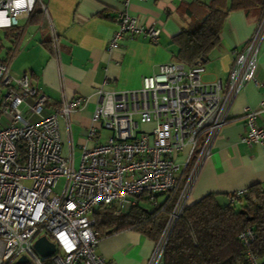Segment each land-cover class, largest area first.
I'll return each mask as SVG.
<instances>
[{
  "label": "built area",
  "instance_id": "1",
  "mask_svg": "<svg viewBox=\"0 0 264 264\" xmlns=\"http://www.w3.org/2000/svg\"><path fill=\"white\" fill-rule=\"evenodd\" d=\"M130 1L120 0L122 10L114 19L108 53L124 37L144 36L157 43L159 30L127 13ZM38 5L39 0H34L31 8L14 9L11 0H0V12L15 21L0 27V34L10 40L0 59V264H16L20 258L26 259L25 264H109L95 252L100 238L93 229L92 213L110 207L119 214L141 199L158 213L170 205L166 225L146 263L162 264L168 234L190 205L211 148L230 122L234 99L245 85L256 84L264 7L252 35L235 53L225 84L203 83L202 64L186 67L173 62L143 77L135 91L96 89L99 102L87 131V139L95 144L80 149L75 166L72 155L62 154L58 122L63 120L69 128L70 116L88 100L62 97L46 113V95L28 75L15 77L9 70L24 33L19 21H29ZM259 110H264V100ZM242 117L247 132L240 141L264 144V125L255 123L257 112L244 109ZM139 125L151 128L139 131ZM100 131L109 134L102 143L96 142ZM244 194H232L230 202ZM61 234L74 244L71 250L59 239ZM41 237L54 245V253L46 259L33 250ZM237 238L245 264H264L250 250L256 238L252 228Z\"/></svg>",
  "mask_w": 264,
  "mask_h": 264
},
{
  "label": "crops",
  "instance_id": "2",
  "mask_svg": "<svg viewBox=\"0 0 264 264\" xmlns=\"http://www.w3.org/2000/svg\"><path fill=\"white\" fill-rule=\"evenodd\" d=\"M212 1L196 4L192 0H131L127 13L158 29L157 43L151 44L144 36L124 37L110 53L106 47L116 29L115 16L122 10L120 0H39L38 15L34 17L33 13L29 21H19L24 33L12 59L17 60L14 73L19 74L13 76L30 77L33 86L48 99L46 113L57 107L62 97L88 100L83 109L70 116L69 128L63 120L58 122L62 154L72 155L75 166L80 149L95 144L87 139L99 102L95 90L135 91L141 79L155 74L160 65L176 63L172 39L181 29L200 21L204 6ZM259 16V8L228 13L219 44L203 64V83H226L235 53L252 35ZM255 79L256 84L245 85L234 99L230 122L211 148L191 192L190 205L208 194L228 196L253 185H264V144L246 145L240 141L247 132L244 109L256 111V125H264V110H259L264 100V42L259 49ZM106 138L99 133L96 142ZM153 246L154 242L144 235L122 231L100 238L95 252L109 264H146Z\"/></svg>",
  "mask_w": 264,
  "mask_h": 264
},
{
  "label": "trees",
  "instance_id": "3",
  "mask_svg": "<svg viewBox=\"0 0 264 264\" xmlns=\"http://www.w3.org/2000/svg\"><path fill=\"white\" fill-rule=\"evenodd\" d=\"M227 2L228 5L220 6ZM262 7L264 0H213L206 4L200 21L181 29L172 39L176 62L186 67L203 65L219 44L222 24L229 12L253 8L261 12ZM36 15L38 6L34 17ZM244 193L234 203L230 202L232 195L208 194L189 205L168 234L162 264H245L244 249L237 237L247 228H252L256 237L251 252L264 259V185H253ZM169 211L170 205L158 213L141 199L119 214L114 208L99 207L91 218L99 238L108 231L111 234L133 231L156 242Z\"/></svg>",
  "mask_w": 264,
  "mask_h": 264
},
{
  "label": "clouds",
  "instance_id": "4",
  "mask_svg": "<svg viewBox=\"0 0 264 264\" xmlns=\"http://www.w3.org/2000/svg\"><path fill=\"white\" fill-rule=\"evenodd\" d=\"M34 3V0H11V7L14 9H22L25 6L28 8H31L32 4ZM8 14L7 12H0V27H8L15 21L10 20L7 18ZM86 236L88 234H85ZM59 239L61 240L62 243L66 246L67 250H71L72 247H74V244H69L68 238L66 235L61 234L59 236Z\"/></svg>",
  "mask_w": 264,
  "mask_h": 264
},
{
  "label": "water",
  "instance_id": "5",
  "mask_svg": "<svg viewBox=\"0 0 264 264\" xmlns=\"http://www.w3.org/2000/svg\"><path fill=\"white\" fill-rule=\"evenodd\" d=\"M111 234L110 231L106 233V235ZM33 250L37 253V255L42 258L46 259L52 256L54 253V245L49 242L45 237H41L37 239L33 244ZM26 259L20 258L16 264H25Z\"/></svg>",
  "mask_w": 264,
  "mask_h": 264
},
{
  "label": "rangeland",
  "instance_id": "6",
  "mask_svg": "<svg viewBox=\"0 0 264 264\" xmlns=\"http://www.w3.org/2000/svg\"><path fill=\"white\" fill-rule=\"evenodd\" d=\"M31 27H30V31H31ZM10 48V40L7 39V38H4L1 34H0V59L3 58L5 56V53H6V50ZM16 64H17V60L14 59V61L12 62V65L10 67V73L11 75H15V76H18V74H15L14 70H15V67H16ZM148 127L147 126H142V125H139V131H143V130H147ZM101 138H106L108 137V133L106 131H101ZM141 206H146L144 204V202H140ZM147 207V206H146Z\"/></svg>",
  "mask_w": 264,
  "mask_h": 264
}]
</instances>
